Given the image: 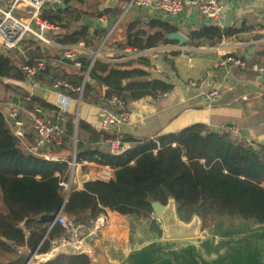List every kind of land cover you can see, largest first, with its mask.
I'll use <instances>...</instances> for the list:
<instances>
[{
    "label": "trees",
    "instance_id": "16d2710c",
    "mask_svg": "<svg viewBox=\"0 0 264 264\" xmlns=\"http://www.w3.org/2000/svg\"><path fill=\"white\" fill-rule=\"evenodd\" d=\"M105 1L66 0L63 7L44 9L41 18L61 28L59 44L84 41L86 47L95 48L107 29L99 27L91 33L90 24L83 20L105 13H121L117 6H106ZM175 29L156 20L145 25L139 20L132 21L127 25V39L122 46L139 51L150 49L171 42L166 34ZM243 29V26H203L189 32V43L198 45L202 40L216 45L222 38ZM32 54L44 56L42 47L37 46ZM256 55L257 62L264 65V50ZM81 62L76 72L63 76L75 86L82 83L90 59L82 58ZM19 67L8 52L0 53V81L2 78L24 79ZM89 77L95 83H85L82 101L94 103L104 102L112 94L122 96L128 103L146 95L157 97L172 88L166 80L153 78L142 68L98 58L89 70ZM92 91L94 95H90ZM31 103L57 109L55 104L37 96L31 98ZM74 118V112L67 113L62 144L42 150L58 159H46L33 153L30 143L25 144L15 136L0 114V191L5 208L0 209V252L18 254V247L24 245L36 254L49 252L53 240L64 229L60 224L50 228V222L41 217L56 215L62 207L68 217L85 225H90L107 210L150 220L159 236L163 231L152 218L151 202L158 200L166 204L169 196L176 199L178 215L186 221L196 213L204 226L221 218L240 219L252 226L264 224V147L255 149L228 131L212 130L197 123L176 133L157 135L160 146L154 152L157 144L149 137L96 130L79 118L75 128ZM74 136L79 161L110 165L114 175L107 181H87L82 188H72L66 196L61 182L69 178ZM109 138L130 142L131 147L124 153L113 154L105 144ZM28 259V255H20L8 262L0 260V264H26ZM39 264H91V258L86 253H58Z\"/></svg>",
    "mask_w": 264,
    "mask_h": 264
},
{
    "label": "crops",
    "instance_id": "0c3cea01",
    "mask_svg": "<svg viewBox=\"0 0 264 264\" xmlns=\"http://www.w3.org/2000/svg\"><path fill=\"white\" fill-rule=\"evenodd\" d=\"M127 2L128 0L122 4L120 0H115L114 3H111V0H106V6H117L121 13L119 15L105 13L99 17L83 20V23L90 24L91 33L99 27L107 29L106 35L100 42L101 44L105 40L98 59L111 63H129L132 67L142 68L151 77L166 80L167 83L172 85V88L161 95H157V97L146 95L128 102L132 121L129 124L122 125L118 133L137 138H150L154 135L176 133L197 123L205 124L212 130H221V127L225 124L235 123L242 134L240 139L247 141L255 149L264 147V83L258 81L264 65L257 62L258 56L256 55L258 51L264 50V0H222V12L214 20L207 18L195 8H187L177 15L137 8L124 13ZM56 8L59 7H48L46 9ZM121 15H123V18L127 16L126 20L120 21L115 28L117 34L113 38L110 35L106 39L111 26ZM102 16H106V19L102 20ZM137 20L141 21L143 25L152 20L168 23L176 28L174 31H180L184 34L187 37V42L180 45L178 41L170 40L171 42L143 51L124 48L122 44L127 39V25ZM210 25L221 28H242L243 26L244 29L235 35L222 38L216 45H210L207 41L202 40L197 42L198 45L189 43L190 31ZM50 33H53L49 38L54 40V43L47 45L56 49L55 59L52 60V58L47 57L50 49L46 46L42 47L44 56L34 55L31 58L32 61L37 58H46L49 61V71L48 75L46 74L49 77L46 80L47 84L41 80L44 74L36 84L27 81L25 78L22 80L11 79L18 81V86L27 90V95H24V97L28 95L37 96L56 104L57 95L49 89L53 79L66 78L67 74L76 72L79 68L61 57L64 47L74 45H62L57 42L62 33L61 28L54 25V29H50ZM100 44L91 49L87 47L80 55V61L82 58L90 59L89 70L92 66V52L96 51ZM134 50L138 52L134 53ZM229 54L242 56L247 66L240 68L221 65V59ZM50 61L53 62L52 65ZM192 82H196L197 86H193ZM90 83L94 84L95 80L92 79ZM215 88L220 90L222 97L219 101L210 103L203 98L202 93ZM28 92H34L35 95ZM94 94L95 91L90 93V95ZM72 96H75V94H72ZM24 97H18L15 100L14 96L13 99L4 101L19 102L23 101ZM105 104L106 101L98 103L82 101L79 105L78 118L90 124L94 129L100 130L102 110ZM73 109H75L74 104L70 112H74ZM85 135L90 136L88 133ZM22 141L25 144L30 143V147L34 142L33 133H27ZM73 150L74 144L72 153ZM46 154L53 159H58L57 156ZM88 169L96 170L97 167L92 165ZM0 209L5 210L2 206L1 191ZM102 215L108 217V223L104 229L95 235L93 239H86L78 248L71 249L70 253L88 254L91 258V264H129L128 256L133 246L141 247L151 241L160 239V236L158 238L156 236L138 244L129 242L126 235V222L131 216H124L111 210H107ZM152 218L159 221L154 213ZM109 245L113 246L112 251H108L107 246ZM17 251L18 254L0 252V260L8 262L20 255H28L29 264H39L59 253L58 250L51 248L47 253L36 254L27 245L18 247Z\"/></svg>",
    "mask_w": 264,
    "mask_h": 264
},
{
    "label": "built area",
    "instance_id": "2783aa9c",
    "mask_svg": "<svg viewBox=\"0 0 264 264\" xmlns=\"http://www.w3.org/2000/svg\"><path fill=\"white\" fill-rule=\"evenodd\" d=\"M66 0H0V53L19 49L23 42L33 37L45 44H52L54 40L47 36L54 25L43 20L41 14L48 7H60ZM134 8L161 11L170 15H177L187 8H195L209 19H217L223 8L222 0H128L125 12ZM26 9L31 13L30 17H17L13 14L15 10ZM123 15L116 19L111 26L106 39L112 34L119 25ZM102 20L106 16L101 17ZM105 40L100 44L96 51L92 52L91 64L100 57ZM86 43L79 41L74 45L63 48L61 57L72 62L76 68H80L82 63L80 55L86 50ZM137 53V50L133 51ZM221 65L225 67L245 68L247 63L240 55L229 54L221 59ZM49 61L46 58H37L33 61H26L19 67L23 72L25 79L33 84L48 70ZM89 69L84 74L82 83L78 86L73 85L66 78L53 79L50 90L57 95V109L47 110L39 104L31 103L32 95L25 96L23 101H3L0 99V114L3 115L15 136L24 139L27 133H33L34 142L29 149L46 159H53L42 150L50 145L62 144L65 137V124L67 122V113L82 102V95L85 83L89 80ZM197 86L196 82H192ZM75 94V96H72ZM203 98L210 103L221 99L222 94L219 89H213L202 93ZM31 103V104H30ZM79 109V107H78ZM77 119V120H76ZM132 121V115L128 109L126 100L118 95L112 94L107 98L106 104L102 110L101 129L109 132H118L124 124ZM78 123V114L75 113V128ZM221 130L228 131L233 137L242 136L239 127L235 123H228L221 127ZM150 139L156 142L157 148L160 146L158 136H151ZM109 151L113 154L124 153L131 147L130 142L122 141L118 138H109L105 140ZM133 163V162H131ZM97 167L96 170L82 172L84 167ZM70 173L67 181H62L61 185L66 190L68 196L72 188H82L87 181L99 179L103 181L110 180L114 175V168L110 165H100L87 160L79 161L76 152V137H74V150L72 158L69 160ZM108 223L106 215L99 216L90 225L76 222L67 216L63 207L56 214L53 221L50 222V228L55 224H60L64 232L53 240L52 249L59 253H70L71 249L78 248L86 239H93Z\"/></svg>",
    "mask_w": 264,
    "mask_h": 264
},
{
    "label": "water",
    "instance_id": "95a60500",
    "mask_svg": "<svg viewBox=\"0 0 264 264\" xmlns=\"http://www.w3.org/2000/svg\"><path fill=\"white\" fill-rule=\"evenodd\" d=\"M166 36L180 45L187 42V37L180 31ZM258 81L264 83V68ZM151 205L153 213L161 221L162 238L141 247L133 246L128 256L129 264H264V224L249 230L237 228L233 233L236 241L231 242L227 236L211 243L208 242V234L202 232L201 217L195 213L190 221L180 218L173 196H169L166 204L153 200ZM55 217L43 215L41 219L51 222ZM29 262L30 259L26 264Z\"/></svg>",
    "mask_w": 264,
    "mask_h": 264
},
{
    "label": "rangeland",
    "instance_id": "374dc122",
    "mask_svg": "<svg viewBox=\"0 0 264 264\" xmlns=\"http://www.w3.org/2000/svg\"><path fill=\"white\" fill-rule=\"evenodd\" d=\"M120 1L122 4H124L122 0ZM13 14L17 17H30L31 16V13L27 12L26 9L15 10ZM126 17L127 16H125L122 19V22L126 20ZM116 34H117V29L114 30V32L111 34L112 38ZM52 35L53 33H50V30H49L47 32V36L50 37ZM27 40L28 41L23 42L22 46L19 49L8 52V54L12 57L13 61L16 64H18V66H21L26 61V59L30 60L31 58H33L32 56L35 54H32V52L37 48V46L49 47L50 49L49 56L47 57H49L50 59L52 58V60L55 59L56 49H54V47L49 46L43 43L42 41L37 40L33 37H29L27 38ZM52 64L53 62L51 63V65ZM47 73L48 72H45L43 75L44 77L41 78V80L44 81L45 83H46V80L49 78L47 77L48 75ZM17 83L19 82L11 78H5L2 81H0V98L5 100V99H13L14 96L17 98L24 97L27 90H25L21 86H18ZM28 93L35 95L34 92H28ZM78 107L79 106L77 105L75 109H73L74 114L76 112H79ZM81 171L87 172L89 171V169L84 167ZM158 222L161 225V221L159 220ZM254 226H257V225H253V226L246 225V223L240 219L221 218V219L212 221V223H210L209 226L208 225L204 226L202 222V232H205L206 234H208V242H211V243L215 242L216 240L221 241L227 236H230V238L232 239L231 242H233V241H236V238L234 237L235 235H233V233L235 232L237 228H239V230L241 228H244V230L245 229L249 230L248 228H252ZM151 229L153 228L150 224V221H146L144 219H138V218H131V217L127 219L126 235H127V238L129 239V242H134L138 244L139 242H143L144 240L151 238V237L157 236L158 238L159 234L157 233V231H155L154 229L153 230ZM227 234H230V235H227ZM159 238H162V235ZM107 247H108L107 248L108 251H112L114 249L113 246H110V245Z\"/></svg>",
    "mask_w": 264,
    "mask_h": 264
}]
</instances>
